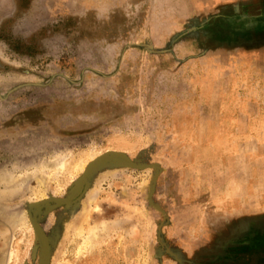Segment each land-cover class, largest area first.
<instances>
[{"label":"rangeland","instance_id":"rangeland-1","mask_svg":"<svg viewBox=\"0 0 264 264\" xmlns=\"http://www.w3.org/2000/svg\"><path fill=\"white\" fill-rule=\"evenodd\" d=\"M0 264H264V0H0Z\"/></svg>","mask_w":264,"mask_h":264}]
</instances>
